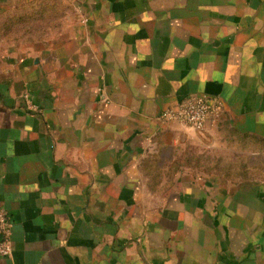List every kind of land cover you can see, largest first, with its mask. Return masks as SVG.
Wrapping results in <instances>:
<instances>
[{
	"label": "crops",
	"instance_id": "0c3cea01",
	"mask_svg": "<svg viewBox=\"0 0 264 264\" xmlns=\"http://www.w3.org/2000/svg\"><path fill=\"white\" fill-rule=\"evenodd\" d=\"M21 4L62 19L0 44V264H264V0ZM189 94L219 117L159 119Z\"/></svg>",
	"mask_w": 264,
	"mask_h": 264
},
{
	"label": "built area",
	"instance_id": "2783aa9c",
	"mask_svg": "<svg viewBox=\"0 0 264 264\" xmlns=\"http://www.w3.org/2000/svg\"><path fill=\"white\" fill-rule=\"evenodd\" d=\"M221 107L222 102L216 96L189 94L175 105L164 108L158 117L165 122H181L201 131L208 119L214 120L219 117ZM11 226L8 213L0 205V256L3 257H8L12 253Z\"/></svg>",
	"mask_w": 264,
	"mask_h": 264
},
{
	"label": "rangeland",
	"instance_id": "374dc122",
	"mask_svg": "<svg viewBox=\"0 0 264 264\" xmlns=\"http://www.w3.org/2000/svg\"><path fill=\"white\" fill-rule=\"evenodd\" d=\"M44 4H40L36 8L29 6L16 7V10L4 11L0 13V44L5 45H15L17 43H27V42H46L51 38L59 29L61 25L62 15L60 12L47 11V6H45L44 11L41 8ZM39 11V12H38ZM26 13L28 19L24 18L22 23H15V19L19 15ZM33 13V14H32ZM36 13V14H34ZM12 19V20H11ZM248 148L254 146L255 143L250 141L247 142ZM256 156H248V160H255ZM237 159V158H236ZM236 159L232 160L234 163Z\"/></svg>",
	"mask_w": 264,
	"mask_h": 264
},
{
	"label": "trees",
	"instance_id": "16d2710c",
	"mask_svg": "<svg viewBox=\"0 0 264 264\" xmlns=\"http://www.w3.org/2000/svg\"><path fill=\"white\" fill-rule=\"evenodd\" d=\"M34 5V4H33ZM33 5H30L29 7H32ZM42 11H44L43 10V8H41V11L39 12V13H41ZM33 14V13H32ZM34 14H36V13H34ZM24 18H26V19H28V15L26 14V13H24L23 15H19V16H17L16 17V19L14 20L15 21V23H12V24H14V25H17V23H22L23 22V20H24ZM12 20V19H11ZM251 141V140H250ZM249 141V142H250ZM252 142H254L255 143V147L258 149V150H261L262 152H263V156H261V155H257L256 157H254V159L255 160H248V158L247 157H245L244 159H241L242 160V162H240L241 164H245V163H247V164H249V165H262L263 166V168L262 169H264V139H255V140H253ZM218 159V158H217ZM216 159V160H217ZM218 161V160H217ZM247 164H245V165H247ZM254 169V168H253ZM250 170H248V172H244V174L245 175H247L248 173H251V174H254V172H257L258 174H261V175H263L264 174V171H262V172H260V171H251V172H249ZM204 172V171H203ZM205 172H207V171H205ZM237 174V175H239V174H242L240 171H237V172H231V171H228L227 172V175H231V174Z\"/></svg>",
	"mask_w": 264,
	"mask_h": 264
}]
</instances>
